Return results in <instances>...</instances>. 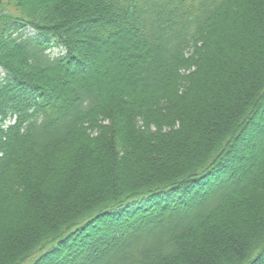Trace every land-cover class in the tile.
I'll return each instance as SVG.
<instances>
[{"label":"trees","instance_id":"1","mask_svg":"<svg viewBox=\"0 0 264 264\" xmlns=\"http://www.w3.org/2000/svg\"><path fill=\"white\" fill-rule=\"evenodd\" d=\"M0 68V264H264V0H0Z\"/></svg>","mask_w":264,"mask_h":264},{"label":"rangeland","instance_id":"2","mask_svg":"<svg viewBox=\"0 0 264 264\" xmlns=\"http://www.w3.org/2000/svg\"><path fill=\"white\" fill-rule=\"evenodd\" d=\"M100 58V56H99V54H96L95 52L94 53H92V52H90L89 54H88V62H92V60L95 62V61H97L98 59ZM12 63H14V61H11ZM100 62V59L97 61V62H95V66H96V64H98ZM87 63V62H86ZM1 72H2V69L0 68V75L2 76V74H1ZM76 75V74H75ZM75 75H72V78L73 77H76ZM8 123H7V125L8 124H12V122H10V121H7ZM252 130V132L254 131V129L252 128L251 129ZM254 132H257V131H254ZM250 133V132H249ZM257 139L258 138H256V139H253V137L250 139V138H248L247 137V144H245V146H246V148L244 149V147H243V149H242V153L244 154L245 153V156H248V155H250L251 154V152L252 151H254V150H256V149H254L256 146H259V143L257 142ZM259 140V139H258ZM259 149V148H258ZM241 153V154H242ZM242 154V155H243ZM192 194H194V193H189L188 194V197H191L192 196Z\"/></svg>","mask_w":264,"mask_h":264}]
</instances>
